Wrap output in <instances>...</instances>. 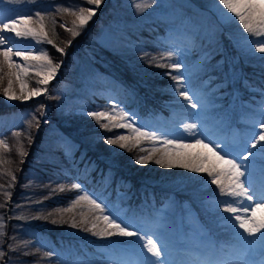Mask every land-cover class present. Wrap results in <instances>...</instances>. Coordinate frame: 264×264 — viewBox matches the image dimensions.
<instances>
[{"label":"rangeland","instance_id":"1","mask_svg":"<svg viewBox=\"0 0 264 264\" xmlns=\"http://www.w3.org/2000/svg\"><path fill=\"white\" fill-rule=\"evenodd\" d=\"M27 1L28 3L25 0H0V13H2V17L30 13L33 15V22L30 26L37 27L35 13L40 12L45 17L43 21L44 30L48 33V39L53 40V45L55 46L46 42L38 44L30 37L18 39L14 37V34L7 33L6 35L11 46L14 49L27 48L32 50L39 48L46 51L53 62L63 61V63L56 77L47 85V94L27 100L22 104H29L26 107H18L16 103H11L4 96V89L9 88V79H12L10 92H14L17 95L20 94V83L16 81L14 76L10 77L8 75L9 69L7 65H4L3 70L0 71V140L5 141L7 144V147L0 145V186H2L0 187V205H4L5 203L9 205L10 200L15 195L16 184L21 181L27 182L23 195L19 200H15L11 206L10 221L5 218V213H0V224H3L0 233H3V229L11 222V224L18 227L20 234L35 235L37 244L42 249H47V253H51V255L44 254L45 257L37 254V258L43 263L48 257H53L56 263L59 264L58 259L64 258V260H67L70 258L73 253L72 248L75 247V250L78 248L82 256H86L93 264H105L106 260L103 259V256H108V254L103 253V251L110 249V243L105 244V241L111 237L100 238L83 230V228L91 226V223L94 222L93 217L97 213H94L86 202L72 205V200L78 191L71 189V184L75 183L74 178L68 182L66 181V183L50 179V176L45 174L44 166L41 163L47 158L48 144L54 143L57 138L56 132L58 131V126L56 124H59L61 120H65L70 125L77 124L86 131L89 129V133L87 134L91 140L88 141L86 139L85 142L89 143L90 147L93 150L96 149L101 155L105 154L109 156L108 161H110V165L121 164L135 179H146L147 183L152 186L165 185L176 191L192 190L203 195L207 194V192L209 193L211 189L216 190L217 188L210 183V178L206 173H192L178 167L165 168L155 163V160L159 159L161 153L165 150L166 146L163 145L162 141L167 136H157V141L141 138L139 144H136L134 140L124 141L126 144L124 149H121L118 144L108 145L104 142L106 138H115L116 135L134 137L135 134L131 129L114 128L113 124L115 121L101 119L100 123H97L96 119L87 115L89 111L110 112L113 107L117 110H124L111 100H106L105 103L99 105H87V99L92 93L95 95L94 92L98 90L97 88L100 84L97 76L99 70L92 66L94 60L89 50L90 44L103 48L101 58L99 60L95 59V61L102 66L109 65V54L116 53L130 64L131 71L135 70L133 72L135 78L140 77L144 79L145 73L148 72L146 69L138 66L139 60L145 63V65H141L143 67L146 66L150 71L155 68L161 72L169 71L170 74H164L157 78L153 77V81H159L158 84L162 82L163 93L169 88V82L172 88L178 87L176 82L172 80V75L182 74L186 77L185 84L187 85V81H189L188 84L191 83L190 73L186 75L183 73L188 68H190V72L196 71L195 74H202L203 71L208 70L211 73L209 77L211 80L216 77L215 73L211 72L212 70H222L224 80L229 84L230 89L238 90V86L232 87V85L243 83L246 77L251 78L253 84L264 86V59H262L264 53L256 52L255 44L249 49L244 39L249 37V34L243 30L238 18L235 19V22H229L221 16L216 7V0H102L101 5L96 11L97 13L89 21L81 34L74 39L71 36V32L60 27V25L63 23L66 24L67 28H72L73 21L76 20V16L72 14L73 11L78 12L80 6L95 7L94 5H86V0ZM136 4H141L142 6L150 4L151 7L144 8L141 11L135 7ZM25 6H27V9H25ZM31 6L34 7L30 9ZM65 7L69 9L67 12L64 11ZM220 8H223V6L220 5ZM224 11L226 12L227 10L225 9ZM229 15L232 14L229 13ZM146 27H154L153 30L156 33L142 37L141 34L143 33L141 30L146 29ZM88 36L93 38L90 40L92 43H84L85 38H88ZM251 38L253 40L264 39V37ZM69 40H72L71 46L74 45L75 47L74 54L76 56L73 57L74 60L68 55L69 45L67 42ZM187 41H193V43L187 44ZM152 46L153 48L149 50ZM57 47L64 48L66 54L61 55L56 50ZM169 53H172L170 59ZM13 59L18 63H23L20 58L13 57ZM173 62L181 63L182 67L179 73L168 67L161 68L156 66L157 64L167 65ZM213 62H215L214 66L211 65ZM29 63L37 65L40 62L29 61ZM119 67L116 66V68ZM37 71H40V69H30L28 75L23 78L24 83L27 85L25 91H30L33 87H45L37 84V81L43 78L42 75H36ZM141 85L145 86L143 83ZM217 85L220 87V83ZM184 86L179 87L183 88ZM205 87L204 93L200 91L198 94H203V101H209L211 111L208 112L207 108L204 109V107L197 109L190 108L183 101V98L177 94L178 100H182L179 111L190 116L189 120L191 123L198 124L197 138H203L204 140L208 131L212 128L220 126V130L224 127L222 123L228 120L231 111L230 107L234 104V100L231 101V96L228 103L226 101L222 102L215 96L218 93L209 95ZM101 93L112 94L103 90ZM244 96L241 94V100H245L243 99ZM249 99H253L257 104L260 102L259 97L256 95L250 96ZM249 99L248 101L250 102ZM203 103L205 106L206 103ZM219 105L221 106L218 108ZM234 109L239 113L243 110V106L240 103ZM257 110V116L261 117L260 113L264 112V106L258 105ZM63 112L64 114L59 116ZM130 114L134 127H137L136 118L132 117V113ZM194 114L199 115L197 117ZM205 114H211V118L215 120L208 125L210 127H207L206 123L204 124ZM258 122L259 119L255 122L256 127H254L257 135L264 131V129L259 128ZM100 124H107L111 129V133L108 134L107 130L102 128ZM97 128L101 132L95 131ZM175 131L176 135L170 134L169 139L177 138L183 139L187 143L194 142L183 127H179ZM201 133H204V135L201 136ZM94 135H97L98 138ZM40 141L42 142L41 146L35 150L31 160L26 165L31 155L33 144ZM147 141L157 142L160 145L154 146L157 149L156 152L152 153L154 147L147 145ZM148 146H150V150ZM20 151H23L25 155L21 156ZM192 151L203 150L196 148L192 149ZM256 151L257 155L249 157L248 164L250 165L249 170L252 173L253 188L259 191L254 178L264 168V161L261 160L258 150ZM149 153H152L151 159L144 165L135 162L137 158L141 156L147 157ZM63 164L64 170H67V161L63 160ZM37 174L46 175L44 180L47 186L42 191H37L34 194L38 196L46 195L44 199L34 201V206L32 207L31 197H28V193L29 190L36 187L33 186V182ZM12 176L16 177L15 181L12 180ZM10 184L11 187L9 188ZM5 190L11 193L10 198H6L3 194ZM63 190V195L67 192L68 196H61ZM206 201L212 209L207 214L216 217L213 221L220 219L223 222L221 217L229 215L222 212L224 205L221 204L220 210H216V203L207 199ZM31 207L34 212L33 214L30 213ZM69 207L72 210L65 211ZM11 217L15 220H12ZM45 219H48V223ZM82 219H84V223H80ZM73 220L77 224L75 228L71 226ZM179 220L170 215L165 218L168 224L177 223ZM53 221H56V223H53ZM95 222L98 224V227H103L102 221ZM191 223L193 228L197 230L196 221L193 219ZM159 224L161 226L160 231L149 228L147 232L149 234L155 233L162 240H171L172 237L169 229L163 223L159 222ZM224 224L226 225L224 228L231 229L232 237L235 238L236 243V246L233 244V247L226 246V248H221L226 251L224 258L239 261L241 264H249L254 255L264 249V241L260 240L259 235L254 240L251 237H247L246 234H244L243 238L238 237L235 233L237 231L242 233V229H233L225 221ZM33 226L42 229L46 226V229L57 235L58 239L62 240L66 246L62 248L60 244L58 247L51 244L50 238L39 232H35L32 228ZM163 229L167 230L163 231ZM125 239L130 242L132 248H135L139 252L141 251L142 241H137L134 237ZM248 241L251 242L249 243ZM72 242L74 245L70 248ZM98 247L100 249L95 253L88 251L89 248ZM2 248H4V244L0 246V251H2ZM189 248L188 246L185 252ZM204 249L202 247L196 251H189V253L195 259L204 260L206 258L201 256ZM228 254L233 258L227 257ZM145 255H148L146 251ZM8 256L9 258H7L6 262L3 261L4 256L0 257V264H10V249H8ZM162 259L166 258L162 257ZM169 264L172 263L169 261Z\"/></svg>","mask_w":264,"mask_h":264},{"label":"snow or ice","instance_id":"2","mask_svg":"<svg viewBox=\"0 0 264 264\" xmlns=\"http://www.w3.org/2000/svg\"><path fill=\"white\" fill-rule=\"evenodd\" d=\"M101 3L102 0H86V5H94L95 7L80 6L78 12L73 11L72 13L76 16V20L73 21V27L67 28L66 24L63 23L60 27L71 32V36L74 39L86 28ZM220 5L223 8H220ZM135 7L142 11L144 8L151 7V5L145 4L142 6L141 4H136ZM216 7L226 21L235 22V19L238 18L243 30L249 34V37L244 38L249 49L255 44V51L264 53V39L253 40L251 38L264 37V0H216ZM225 9L227 10L226 12L224 11ZM68 10V8H64V11L67 12ZM229 13L232 15H229ZM35 17V23L38 26L32 27L30 25L33 22V15L30 13L17 14L10 17H2V13H0V71L3 70L4 65H7L9 69L8 75L10 77L14 76L16 81L20 83V94L17 95L14 92H10L12 79H9V88L4 89V96L9 100L27 101L42 94L46 95L48 91L47 85L56 77L63 63V61L53 62L49 54L39 48L32 50L27 48L14 49L11 46L6 35L7 33L14 34V37L18 39L30 37L38 44L46 42L53 45V40L48 39V33L44 30V15L36 12ZM67 43L70 46L72 40H69ZM56 50L61 55L66 54L64 48L57 47ZM171 55L172 53L168 54L169 59ZM13 57L20 58L23 63L16 62ZM29 61H38L40 63L33 65ZM156 66L161 68L168 67L177 73L180 72L182 67L179 62L167 65L157 64ZM35 68L40 69V71L36 72V75H42L43 77L37 81V84L45 87H33L30 91H25L27 85L24 83L23 78L28 75L30 69ZM171 78L178 86L175 90L176 94L182 97L183 101L190 108L197 109L204 107L201 97L196 96L194 93L190 94V86H184L183 89L179 87L185 85L186 77L184 75H172ZM87 115L96 119L97 123H100L101 119L115 121L113 124L114 128L131 129L135 134L134 137L116 135L115 138H106L104 142L108 145L118 144L121 149H124L126 147L124 141L134 140L136 144H139L141 138L153 141L158 140L155 132H144L139 127H134L131 121V114L124 110H117L113 107L110 112L89 111ZM198 115L194 114L197 117ZM260 115L259 128L264 129V112H261ZM100 126L111 131L107 124H100ZM198 127L197 123L183 125L184 130L192 137L193 143L184 142L183 139L164 138L162 143L166 146L165 150L161 153L160 158L155 160V163L165 168L178 167L192 173H206L210 178V183L216 186L220 195L229 198L218 201L215 205V209L220 210V205L223 204L222 212L229 214L222 216L221 219L231 228L243 230L242 233L237 231L235 233L236 236L243 238L244 234H246L247 237H251L254 240L259 235L260 240L264 241V180L261 181L262 191L257 199L254 195L255 189L251 180L252 173L249 170L250 165L248 164L249 157L257 155L256 150H258L261 160L264 161V131L258 135L253 131L249 139L242 145H234L227 139L205 142L203 138H197ZM200 135L203 136L204 133ZM0 145L7 147V144L3 140H0ZM221 145H223L224 150H222ZM196 148L203 151H192V149ZM141 150L143 151V149ZM156 151L157 149L154 147L152 153ZM152 153H149L147 157L141 156L137 158L135 162L144 165L151 159ZM20 155L23 156L25 153L20 151ZM102 176H104L103 173ZM111 176L112 171L110 167L104 178L110 182ZM261 176L264 177V168L261 169ZM15 179L16 177L12 176V180L15 181ZM10 187L11 184L9 185ZM71 189L78 190L75 198L72 200V205L86 202L91 207V210L97 213L93 217L94 222L91 223L90 227L83 228L84 231L90 232L93 236L100 238L134 237L137 241H142L140 259L134 262V264H169L167 259H162L168 253V245L158 238L155 233L149 234L144 231L141 224L130 219L118 206L114 208L113 205L103 200L100 196L87 191L85 185L79 181L72 183ZM3 194L6 198H10L11 193L9 191L5 190ZM245 201L248 202L247 205H245ZM4 206L6 205H0V207ZM71 210V207L65 209V211ZM258 213L259 215H257ZM95 221H102L103 227H98ZM84 222V219L80 221V223ZM53 223H56V221H53ZM71 226L77 227L74 220ZM2 228L3 224H0V229ZM248 242L250 243L251 241ZM145 251L148 255H145ZM4 255V252L0 251V257ZM45 255H51V253L49 252ZM105 264H130V262L124 260L119 254L110 253ZM179 264H241V262L224 260L222 258L204 260L189 258L180 261Z\"/></svg>","mask_w":264,"mask_h":264},{"label":"trees","instance_id":"3","mask_svg":"<svg viewBox=\"0 0 264 264\" xmlns=\"http://www.w3.org/2000/svg\"><path fill=\"white\" fill-rule=\"evenodd\" d=\"M153 29L154 27L152 28L146 27V29H142L141 31L143 34H141V36L144 37V36L156 33ZM92 37L91 36H88V38L86 37L84 43H88V44L92 43V41H90L93 39ZM89 50L94 59L93 67L99 70V80L102 82V85L99 86L100 88H107L111 86L112 90L116 93L117 96H119L121 92H120L119 87L116 86L117 81H124V83H126L127 85H130L131 87L134 86L133 83L137 82L138 78H135V75L133 74L135 70L131 71L130 64L125 59H123L121 56H117L115 54H109L108 56V59L110 60L109 65L104 67L101 64H99L97 61H95V59L99 60L101 58V53H103V48L95 44H90ZM74 51H75V48L71 47L68 53L69 57L72 59L73 57H75ZM141 64H144V63L140 62L139 60L138 66L143 67ZM116 66H120V67L116 68ZM153 86H154V83H153ZM140 92L143 93L146 100L149 98L164 99L165 97L163 94H160V92H157L156 90L154 91L152 87L145 89V90L140 89ZM155 102H156L155 99L151 100V103H155ZM68 127L69 126H63L60 128L59 133L63 132V136L65 137L57 139L52 144H48L47 158L43 160V162H41L42 165L44 166V169L46 172L45 174L49 175L50 179L59 180V181L66 183V181L68 182L73 177H75L76 179H79V177L86 175L87 168H90L91 170L95 171L93 173V176L95 177L102 176V173H103L104 176L102 177L104 178L107 175L110 166L104 160L102 161L99 156L98 157L97 155L96 157L93 156L95 160L92 161L91 159H88L86 160L85 163L79 159L74 158L75 156L80 157L83 153H85L84 147L86 146H81L76 140H74L73 131L71 128H68ZM96 130H99V128H97ZM88 131L83 130L84 134L87 133ZM41 143H42L41 141L38 142V145L35 148V150H37V148L41 146ZM148 149L150 150V147H148ZM63 160L67 161L68 163L67 170L66 169L64 170ZM111 171H112V176H113L116 170L111 168ZM45 174H42V175L37 174L33 182V186L38 187V191H42L43 188L47 186V183L44 180V177L46 176ZM112 176L110 179H112ZM129 181H130L131 187L139 191L138 200L140 202L145 201L147 203H151L153 200L159 199V197L155 196V195H158L157 192H154L150 190L149 188L144 187L142 184L136 185L134 183L135 181L133 177L129 178ZM123 183H126V182H123ZM25 185H27V182L22 181L20 183V188L22 189V191L24 190L23 187ZM63 193H64V190L63 192H61V196H66V195L68 196L67 192H65V195H63ZM33 195L35 197L38 196L35 194H29V196H33ZM28 251L30 252V250Z\"/></svg>","mask_w":264,"mask_h":264},{"label":"bare ground","instance_id":"4","mask_svg":"<svg viewBox=\"0 0 264 264\" xmlns=\"http://www.w3.org/2000/svg\"><path fill=\"white\" fill-rule=\"evenodd\" d=\"M220 96L217 97V99H219ZM11 103H16L17 105L25 103L26 101H20V100H10ZM100 159L103 161H105L108 165H110V161L109 160V156L107 155H99ZM115 167H117L118 169L122 168L121 164H113ZM107 166V165H106Z\"/></svg>","mask_w":264,"mask_h":264}]
</instances>
